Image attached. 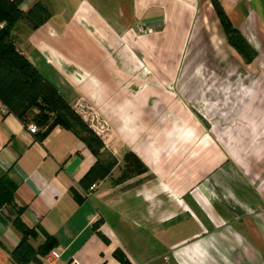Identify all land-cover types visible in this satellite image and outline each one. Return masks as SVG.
Masks as SVG:
<instances>
[{"label":"crops","instance_id":"0c3cea01","mask_svg":"<svg viewBox=\"0 0 264 264\" xmlns=\"http://www.w3.org/2000/svg\"><path fill=\"white\" fill-rule=\"evenodd\" d=\"M217 1L255 51L248 64L210 0L19 2L43 11L35 27L16 22V49L69 105L80 97L107 120L115 164L89 189L94 156L76 132L41 136L0 110V178L14 186L0 264L20 236L13 208L36 232L30 244L55 240V264H120L115 249L131 264H264V66L244 73L264 53V0Z\"/></svg>","mask_w":264,"mask_h":264},{"label":"trees","instance_id":"16d2710c","mask_svg":"<svg viewBox=\"0 0 264 264\" xmlns=\"http://www.w3.org/2000/svg\"><path fill=\"white\" fill-rule=\"evenodd\" d=\"M20 1L0 0V20L5 23L0 28V103L21 121H33L36 125L44 126L41 136L46 135L55 125L76 132L94 156L93 164L83 176V180L90 185L106 176L115 164V160L104 150L102 141L85 126L54 86L43 78L16 49L12 34L16 22L24 20L30 27H35L36 23L32 17L43 11L42 6L35 2L26 12H22L18 9ZM210 2L227 42L246 63H249L255 57V51L231 26L219 2L217 0ZM123 161L124 165L129 164L131 168L139 164L132 153H126ZM122 173L120 178L126 176L124 172ZM13 189L11 181L6 177L0 178V205L10 201ZM13 209L14 216L10 223L20 236L16 245L8 252L10 263L41 264L46 253L55 246V240L45 235L43 241L33 247L29 240L36 238L35 230L22 222L19 208ZM0 248L3 249L1 245ZM112 255L120 264H131L116 249Z\"/></svg>","mask_w":264,"mask_h":264},{"label":"built area","instance_id":"2783aa9c","mask_svg":"<svg viewBox=\"0 0 264 264\" xmlns=\"http://www.w3.org/2000/svg\"><path fill=\"white\" fill-rule=\"evenodd\" d=\"M4 21L0 20V28L4 26ZM138 31L147 32L148 28L139 27ZM73 111L78 115L81 121L85 124V126L90 129L101 141L104 139L106 135V128L103 127V124L99 123L98 119H100L99 115L94 111L84 100L80 97L76 98L71 105ZM0 110L7 111L6 107L0 103ZM101 120V119H100ZM102 123H104L101 120ZM28 132L35 133L37 131V127L33 123H29L26 125ZM94 184L89 186V189H92ZM37 215L32 214L33 220H37ZM58 258V253L54 250H49L46 255L43 257L44 264H55L56 259ZM67 264H78L77 260L72 257L67 262Z\"/></svg>","mask_w":264,"mask_h":264},{"label":"rangeland","instance_id":"374dc122","mask_svg":"<svg viewBox=\"0 0 264 264\" xmlns=\"http://www.w3.org/2000/svg\"><path fill=\"white\" fill-rule=\"evenodd\" d=\"M231 24V23H230ZM231 26H232V24H231ZM224 33V32H223ZM248 33H250V37H252V31H249ZM224 36H225V34H224ZM226 37V36H225ZM244 38V37H243ZM245 39V38H244ZM227 40V39H226ZM246 40V39H245ZM247 41V40H246ZM228 43V42H227ZM229 44V43H228ZM249 44V43H248ZM231 47V46H230ZM235 51V50H234ZM262 51H264V50H262ZM188 54V52H187V50H184L183 52H182V56H181V58H183V56H188L187 55ZM208 57V56H207ZM241 60L244 62V63H246L243 59H242V57H241ZM252 61V60H251ZM250 61V62H251ZM188 62H189V57H187L186 58V61H185V65H184V67H186L187 65H188ZM204 62H206L205 60H204ZM246 64H248V63H246ZM259 65H261L260 67H259ZM257 66V67H256ZM264 66V53L263 54H259V56H258V60H257V62H255V63H250L249 65H245V77L246 76H248V77H251V75L253 74V72L255 73V68L258 70V68L261 70V68ZM137 72H140V70H138V71H135V70H133L132 72H130L131 74H133V75H136V73ZM183 72V71H182ZM258 72V71H257ZM153 72H150L149 74H152ZM250 73H252V74H250ZM261 73L263 74V72L261 71ZM255 74H257V73H255ZM189 77H191V75H190V72H188V71H184L183 72V77L182 78H185V80H186V88H184V89H186L187 90V83H188V79H190ZM188 95L189 96H191L192 94L191 93H189L188 92ZM74 102V101H73ZM73 102L70 104V106L73 104ZM97 113V112H96ZM104 122V123H102L101 122V120ZM100 119H98V121H99V123H101V124H103V127L104 128H106V135L104 136V139L102 140V142H105V143H108V142H110V140L112 139V134H111V129H110V127L108 126V123H107V120H105V119H103V118H100ZM103 144V143H102ZM31 245L34 247V246H36L37 245V242H36V240H34V241H31Z\"/></svg>","mask_w":264,"mask_h":264}]
</instances>
